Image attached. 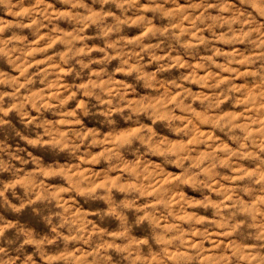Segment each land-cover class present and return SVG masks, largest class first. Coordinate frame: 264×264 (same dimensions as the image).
Segmentation results:
<instances>
[{
	"label": "clouds",
	"instance_id": "obj_1",
	"mask_svg": "<svg viewBox=\"0 0 264 264\" xmlns=\"http://www.w3.org/2000/svg\"><path fill=\"white\" fill-rule=\"evenodd\" d=\"M0 264H264V0H0Z\"/></svg>",
	"mask_w": 264,
	"mask_h": 264
}]
</instances>
